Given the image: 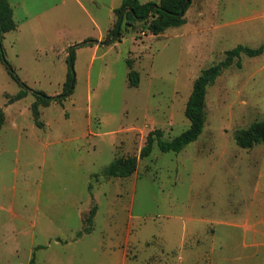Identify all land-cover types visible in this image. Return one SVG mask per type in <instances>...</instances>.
Returning <instances> with one entry per match:
<instances>
[{"label": "rangeland", "instance_id": "1", "mask_svg": "<svg viewBox=\"0 0 264 264\" xmlns=\"http://www.w3.org/2000/svg\"><path fill=\"white\" fill-rule=\"evenodd\" d=\"M123 1L9 0L16 29L0 39V264H209L187 254L191 244L264 264V146L235 141L264 121V53L242 55L241 68L209 86L197 141L180 153L155 144L131 177L104 175L116 158L139 156L151 132L171 141L190 127L186 104L202 71L238 45L264 44V0H192L186 23L159 36L124 17L112 43ZM70 72L73 94L39 106L38 123L34 95L10 102L26 88L60 96Z\"/></svg>", "mask_w": 264, "mask_h": 264}, {"label": "trees", "instance_id": "2", "mask_svg": "<svg viewBox=\"0 0 264 264\" xmlns=\"http://www.w3.org/2000/svg\"><path fill=\"white\" fill-rule=\"evenodd\" d=\"M191 1L192 0H158V2L141 3L139 0H124L122 6L116 10L118 19L109 33V39L113 37L112 43L120 40L122 36L121 26L124 17L125 19H130L133 23H145L147 30L154 36L164 34L169 28L180 27L186 23L185 14L187 9L191 6ZM185 3H187V6L183 16H181L180 13ZM126 8H130L131 10L126 11V14H124ZM13 14V9L9 0H0V39L3 34L16 29ZM88 43L93 44L92 41ZM263 53L264 44L257 49L238 45L236 48L227 51L223 61L203 70L193 84V89L185 109V115L190 121V127L171 141L163 140V132L161 130L151 132L147 136L145 146L141 149L139 156L116 158L104 170V175L108 178L118 179L131 177L138 169L139 159L149 157L155 144H157L158 148L163 153H180L187 145L197 141L204 130L207 120L206 96L209 86L215 83L223 70L232 67L234 64H236L238 68H241L242 63L240 59L242 55L256 57L261 56ZM0 60H2L1 51ZM74 61L75 50L73 48L70 52V63L73 64ZM128 62L131 68L129 72L130 86H138L140 81L139 73L134 71L131 62ZM75 84L76 82L74 81L73 74L70 72L64 83L63 97H50L42 92H33L26 88L13 96L10 102L13 103L24 99L29 94L34 95L37 101L32 105L33 115L35 121L38 123L40 116L39 106L49 107L53 102L64 101L65 99L62 98H67L73 94ZM2 121L3 111L0 110V124H2ZM235 141L242 149H252L257 144L264 146V121L254 122L247 129L237 132ZM94 216L95 209L90 213L89 222L92 223ZM90 231L91 228L85 229V233ZM31 264H34V259L31 260Z\"/></svg>", "mask_w": 264, "mask_h": 264}, {"label": "crops", "instance_id": "3", "mask_svg": "<svg viewBox=\"0 0 264 264\" xmlns=\"http://www.w3.org/2000/svg\"><path fill=\"white\" fill-rule=\"evenodd\" d=\"M151 2H154V1H151ZM113 27H114V25H112V27L109 29L107 35H109V33H110V31L112 30ZM103 38H104V36L100 38V41H101ZM109 41H110V40H109ZM104 45H105V43H104ZM99 46H100V42H97L96 51H97V49H100ZM102 47H105V46H102ZM60 96H61V95H60ZM55 97L58 98L59 96H55ZM192 232H194V231H192ZM210 233H211L212 235L215 234L214 231H210ZM208 244H209V245H214V244H215V240L212 239L210 242H208ZM199 245H200V243H199ZM41 248H43V246H38V247L35 248V250L37 251V250H39V249H41ZM204 249H205V250H204ZM203 250H204L203 256H199L198 252H201V251H203ZM187 254H192V257H193V255H194L195 257L200 258V259H203V260H205V261L208 260L209 264H235L234 262H239V261H240V262H243L244 259H245L244 256L239 255V256H237V257L235 258V260H233V259L230 260L229 258H226V257H224L223 255H220V256H219L218 251H217V249H216L215 246H211V248H201V246H199V249H196V248H194V245H192V244H191V246L188 248ZM183 258H184V261H185L186 258H185V256H184V254H183V256H182V259H183ZM193 258H194V257H193ZM236 260H237V261H236ZM194 264H196V262H195Z\"/></svg>", "mask_w": 264, "mask_h": 264}, {"label": "water", "instance_id": "4", "mask_svg": "<svg viewBox=\"0 0 264 264\" xmlns=\"http://www.w3.org/2000/svg\"><path fill=\"white\" fill-rule=\"evenodd\" d=\"M186 6H187V3L184 4V6H183V8L181 10V13H180L181 16H183ZM129 10H131V9L130 8H127L126 9V11H129ZM61 97H63V95L62 96H59L58 98H61Z\"/></svg>", "mask_w": 264, "mask_h": 264}]
</instances>
